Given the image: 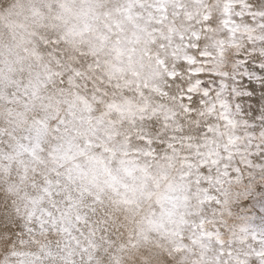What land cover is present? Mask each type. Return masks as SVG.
Instances as JSON below:
<instances>
[{"label": "clouds", "instance_id": "1", "mask_svg": "<svg viewBox=\"0 0 264 264\" xmlns=\"http://www.w3.org/2000/svg\"><path fill=\"white\" fill-rule=\"evenodd\" d=\"M253 54L264 0H0V264H264Z\"/></svg>", "mask_w": 264, "mask_h": 264}, {"label": "snow or ice", "instance_id": "2", "mask_svg": "<svg viewBox=\"0 0 264 264\" xmlns=\"http://www.w3.org/2000/svg\"><path fill=\"white\" fill-rule=\"evenodd\" d=\"M237 60L244 61L243 56L236 57ZM229 60H232L229 55ZM199 81V78H198ZM176 82H180L177 79ZM228 84V101L234 111L247 114L251 113V118L255 119L258 115L264 116V63H261L260 57L253 54L247 61L244 62L243 68H239L235 79H229ZM186 87V84H182ZM201 87L207 89V84H202ZM189 93L192 88H188ZM205 92L198 98H193V106H197L199 99L207 96ZM234 98V100H233ZM11 227L5 226L3 216H0V244L3 245L4 251H7V245L12 242L9 239H3L6 233H11Z\"/></svg>", "mask_w": 264, "mask_h": 264}]
</instances>
